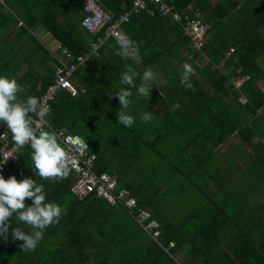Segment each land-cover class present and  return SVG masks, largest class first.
Segmentation results:
<instances>
[{"label": "trees", "instance_id": "16d2710c", "mask_svg": "<svg viewBox=\"0 0 264 264\" xmlns=\"http://www.w3.org/2000/svg\"><path fill=\"white\" fill-rule=\"evenodd\" d=\"M7 1L15 8L16 0H5V4ZM17 1L20 10L11 17L23 20L26 27L11 41L0 43V76L24 85L22 98L31 95L40 100L55 81L54 64H62L32 35L33 30L42 28L57 45L67 47L73 55L67 64L90 53L100 34L92 35L82 25L86 0ZM133 1L100 3L118 16L129 10ZM166 1L182 14L183 24L192 18L187 11L190 5L203 10L210 29L202 50L193 48L183 26L173 23L170 16L132 15L122 30L142 42L139 63L122 59L116 54L115 39H106L100 56L75 72L72 81L78 95L59 93L46 115L50 127L45 128L52 132L65 129L84 138L89 151L97 156L95 172L116 177L118 190H128L139 207L160 223L161 244L148 236L125 208L110 206L95 194L84 200L75 197L71 175L62 180L36 176L31 148L26 146L4 178L36 179L44 185L47 202L59 204L66 214L44 231L34 251H23V241L13 240L10 228L6 240L0 237V264H178L171 255L184 247H188V261L197 258L199 264H264V189L259 188L262 193L252 198L249 192L256 190L251 187L259 182L247 179L252 167L264 174V0ZM231 49L234 52L227 56ZM185 63L194 69L190 88L180 82ZM125 64H132L139 75L156 67L158 76L152 85L160 82L163 88L160 92L152 86L149 98L131 89L132 104L127 112L136 119L130 128L117 123L120 104L115 92L126 87L119 83ZM243 77L248 80L237 88ZM140 82L137 78L136 84ZM192 109L199 117L195 118ZM145 111H151L153 119L138 123L137 117ZM4 131L9 132L7 125L0 123V134ZM232 137L248 146L249 165L238 176L222 168V178L213 174V181L206 179L202 186L191 181L204 203L193 207L180 202L170 208L172 193L182 195V180L191 178L188 168L203 163V172L208 174L211 156ZM195 149L203 157L194 154ZM174 172L181 176L180 182L166 188ZM242 177L246 179L240 180ZM25 203L30 206L32 201L26 198ZM10 223L13 229L32 231L15 215ZM171 243L174 248L166 251L163 246Z\"/></svg>", "mask_w": 264, "mask_h": 264}, {"label": "clouds", "instance_id": "9594fccd", "mask_svg": "<svg viewBox=\"0 0 264 264\" xmlns=\"http://www.w3.org/2000/svg\"><path fill=\"white\" fill-rule=\"evenodd\" d=\"M87 23V21H85ZM117 46L116 54L122 59L139 63L138 49L142 42L134 41L123 32L115 34ZM125 71L121 73L119 83L122 86L115 92L119 100L120 110L117 113V123L125 127H132L135 117L128 114L127 110L132 104V88L142 97H150L152 82L156 76L151 68H146L139 75L132 64L124 65ZM194 69L190 64L183 65L181 84L191 87L190 77ZM137 78L140 84H136ZM25 86L18 83L17 79L0 76V123L6 124L8 133L17 150L26 145L31 148V162L35 175L44 180L65 179L70 174L65 148L59 142L56 133L40 130L34 127L33 116L44 117L50 109L35 96H21ZM141 122L148 123L153 119L151 111H145L140 116ZM7 159L0 164L7 163ZM30 199L31 205H26L25 200ZM65 210L57 203L47 202L43 184H38L36 179L24 178L17 180L15 176L5 179L0 174V237L7 239L11 228L13 240L23 243V251H34L43 239L44 231L51 225L59 223ZM16 216L19 222L27 224L32 231L26 233L21 228L11 227V218Z\"/></svg>", "mask_w": 264, "mask_h": 264}, {"label": "built area", "instance_id": "2783aa9c", "mask_svg": "<svg viewBox=\"0 0 264 264\" xmlns=\"http://www.w3.org/2000/svg\"><path fill=\"white\" fill-rule=\"evenodd\" d=\"M0 2L5 4V0H0ZM175 9V5L168 3L166 0H134L129 10L115 16L102 7L100 0H86L84 5L85 17L82 25L90 34H100V36L92 43L90 53L78 56L76 58L77 61L71 64L66 63L67 60L73 59L70 50L62 44L57 45L56 53L62 65H56L55 81L49 85L40 98V101L51 109L52 103L59 93L67 92L73 97L77 96L79 91L72 81L75 72L80 66H87L93 57H99L103 42L108 38L115 39V34L117 32H123V25L129 23L132 15L135 14L146 13L153 17L157 13H161L162 15L170 16L173 23L183 26L185 34L191 38L193 48L202 50L210 29V25L204 19L203 10L195 5H190L187 11L192 15V18H189L183 24L182 14ZM19 25L22 26L23 23L20 21ZM232 52H234L233 49L227 53V56ZM247 80L248 77L239 79L236 87L239 88ZM81 92L85 93V89L82 88ZM243 102H246L245 99ZM33 121L34 127L40 130H45V128L50 127L46 116H33ZM54 133H56L62 142L67 154V161L70 168L69 175L73 179L71 193L79 200H84L91 194H95L97 198L105 201L110 206H121L125 208L141 229L161 244L160 237L162 235V228L160 223L152 218L148 210L139 207L137 198L128 190H118L116 177L109 173L97 174L95 172L97 156L89 151L88 143L80 136L70 134L65 129ZM22 149L17 150L15 148L11 136L7 131L0 134V162L8 158L7 163L0 164V174L4 176V173L11 163H18L19 154ZM174 246V243H171L169 247L163 246V248L166 251H171ZM171 256L176 258L174 254Z\"/></svg>", "mask_w": 264, "mask_h": 264}, {"label": "rangeland", "instance_id": "374dc122", "mask_svg": "<svg viewBox=\"0 0 264 264\" xmlns=\"http://www.w3.org/2000/svg\"><path fill=\"white\" fill-rule=\"evenodd\" d=\"M0 4H2V3L0 2ZM2 6H4V7H2V14H4L9 21L14 20L11 17V14L13 15V17L17 14H16V11L10 6L8 1L6 2V4H2ZM19 32L20 31H18V33ZM33 33H34V36L38 40L44 41L47 48H49L50 50L53 49V51L56 50L57 42L51 36L49 37L50 39L48 37L46 38L45 35L48 34L46 31L40 29V31L35 30ZM0 37H2V38L4 37L3 33H0ZM24 70H26V67L22 70V72ZM172 72H173V69L171 70V73ZM159 85H162V84H160V82H159ZM159 85L156 83H153L152 86L154 88L158 87V90L160 92H163V90H162L163 88L162 87L160 88ZM192 111L194 112L193 109H192ZM193 115H195V118L199 117L198 112H194ZM134 117L136 119V116H134ZM137 119H138V123H140V121H141L140 116L137 117ZM192 119L193 118L190 117L189 122H191ZM83 140H85V139L83 138ZM239 141L240 140L237 137H234V138L232 137L231 139H229L226 142V144L223 147H221V149L217 153H215L214 155L211 156V163L206 166V170L209 171L208 174L203 172V174L200 173L199 175H197V177L190 178V180L186 176L181 182L182 183V185H181L182 186V195L176 194L174 192L172 193V195L174 197H172V199H170L171 204H172L170 206H173V207H170V208L177 207L180 204V202H182L185 205H190V206L192 205L193 207H198L204 203L205 200L203 198V195L196 188L194 189V186L191 185L192 182H195L199 186H202V183L203 184L205 183V179H208V181L210 183L213 181V179H214L212 177L213 174L222 178V175L220 173V169H222V168L227 169V171L230 175H232V171H234L235 174H237V176H238L240 174V172L242 170H244V168L249 165L250 158L252 157V156L250 157V150L248 149V146L243 144L242 142H239ZM203 155L204 154L201 153V151H200L199 156L203 157ZM228 164H230V165H228ZM234 165H235V167H234ZM230 166H232V167H230ZM191 167H193V166H190V168ZM258 169L259 168L255 169V167H252L251 168L252 172H250L248 174L249 178L247 176V179L250 183H252L255 179H257L259 182V183L256 182L251 187V188H254L256 190L255 193L252 194L251 192H249L250 196L254 199H255V195L262 193V192H259L258 189L259 188L264 189V174L262 176L261 173H259ZM237 176H234L235 180L233 183H235V184H237V182H238ZM179 179H180L179 176L174 177L175 181H178ZM241 179L243 180L246 178L242 177V178H240V180ZM231 181H232V179H231ZM189 185L193 186V187L187 188L185 190L184 189L185 186H189ZM209 187H212V186H209ZM187 252H188V247H184L178 252V254L176 255V260L178 261V264H199V261L197 258L193 259L191 262L188 261Z\"/></svg>", "mask_w": 264, "mask_h": 264}, {"label": "crops", "instance_id": "0c3cea01", "mask_svg": "<svg viewBox=\"0 0 264 264\" xmlns=\"http://www.w3.org/2000/svg\"><path fill=\"white\" fill-rule=\"evenodd\" d=\"M217 2V1H219V0H209V2ZM16 2V6H15V8H13L16 12L18 11L19 12V10H20V6H21V4L19 3V1H15ZM2 4H0V33H3V35H4V37L2 38V37H0V43L1 44H3V43H5L6 41L7 42H9V41H11L16 35H17V33H18V31H20L21 32V29H23V28H25L26 27V25H25V23L23 22V20H20L18 17H16V20L14 19V20H11V21H9L7 18H6V16L4 15V14H2ZM19 21H21L22 23H23V25L22 26H20L19 25ZM20 26V27H19ZM40 29L41 30H43L42 28H37V29H35L36 31H40ZM35 30H33V32L35 31ZM19 32V33H20ZM32 32V35H34V33ZM45 37L47 38H49L50 37V35H45ZM50 39V38H49ZM40 42L41 43H43L45 46H46V44L44 43V41H41L40 40ZM49 49V48H48ZM49 51H50V53H51V55L54 57V58H56L57 59V53H56V50L55 51H53V49L52 50H50L49 49ZM54 67L56 68V65L54 64ZM153 71H154V73H155V76H156V78L155 79H157V76H158V69L155 67L154 69H152ZM55 72H56V70H55ZM160 75L161 74H163V72L161 73H159ZM154 106H156V104L155 103H152ZM194 154H197V155H199L200 154V150L199 149H195V152H194ZM189 158V157H188ZM201 167L199 166V164L197 165V166H194V167H191V168H188V172H189V176L191 177V178H194V177H197V175H199L200 173H202L203 174V163H201ZM228 165H230V164H228ZM205 167V166H204ZM230 167H232V166H230ZM234 167H235V165H234ZM187 172V173H188ZM175 176H177V174H175V172L173 173V174H170V178H171V183L169 184V185H164L166 188H169L170 186H175L178 182H180V179L178 180V181H175L174 180V177ZM181 177V176H180ZM206 178V177H205ZM154 179V175L153 176H151L150 177V180H153ZM202 183V182H201ZM203 184V183H202ZM204 184H206V179H205V183ZM178 185V184H177ZM182 185V184H181ZM211 190L212 191H215V188L214 187H211Z\"/></svg>", "mask_w": 264, "mask_h": 264}]
</instances>
